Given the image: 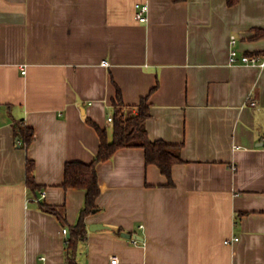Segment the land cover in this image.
<instances>
[{"label": "crops", "instance_id": "obj_1", "mask_svg": "<svg viewBox=\"0 0 264 264\" xmlns=\"http://www.w3.org/2000/svg\"><path fill=\"white\" fill-rule=\"evenodd\" d=\"M258 29L264 0H0V264H68L85 193L62 187L64 165L93 159L89 120L111 129L117 88L126 108L147 97L148 137L182 161L169 185L141 147L98 163L76 264H264V68L228 64L232 34L239 52L264 50ZM17 123L34 130L27 147Z\"/></svg>", "mask_w": 264, "mask_h": 264}, {"label": "trees", "instance_id": "obj_2", "mask_svg": "<svg viewBox=\"0 0 264 264\" xmlns=\"http://www.w3.org/2000/svg\"><path fill=\"white\" fill-rule=\"evenodd\" d=\"M226 1L228 5H233L238 0ZM256 35H264V29H258ZM112 105L114 106V122L111 129L102 128L89 120L99 138L98 149L93 159L90 162L70 160L64 165L62 187L82 189L85 193L84 206L80 211L79 218L76 224L70 227L65 240L68 264H76L78 245L86 235L84 217L96 208L95 200L100 192L96 169L98 163L111 158L114 152L120 148L141 147L144 150L145 162L155 164L166 177V185H169L172 184V166L182 161L180 144H172L161 139L151 140L148 137L146 120L150 117V105L147 97L142 98L138 105L126 108L122 105L120 91L117 88ZM16 138L17 140L21 139V144L27 147L34 138V130L24 124L17 123ZM25 170L26 183L35 192L38 186L34 178L32 159L27 158ZM40 208L56 215L60 221H64L63 206L48 205L42 202ZM63 224L65 223L63 222Z\"/></svg>", "mask_w": 264, "mask_h": 264}, {"label": "built area", "instance_id": "obj_3", "mask_svg": "<svg viewBox=\"0 0 264 264\" xmlns=\"http://www.w3.org/2000/svg\"><path fill=\"white\" fill-rule=\"evenodd\" d=\"M147 11H148V5L146 3H138L136 4V12L135 16L136 18L141 21L145 22L147 21ZM236 36L230 35L229 44V54H228V64L235 65V64H241V65H247V66H254L257 68H264V50L256 51V52H239L236 48ZM103 64H107L106 61H102ZM25 70H23L24 72ZM251 104L255 105V100H251ZM107 122L110 124H113L114 119L113 116L110 115L107 117ZM44 196V193H41L36 200H39ZM63 233L67 232V228H63ZM238 237H234L233 240H237ZM130 241L133 244H141L142 240L137 237H130ZM43 258V257H42ZM110 264H120V261L118 258L113 257L110 259Z\"/></svg>", "mask_w": 264, "mask_h": 264}, {"label": "water", "instance_id": "obj_4", "mask_svg": "<svg viewBox=\"0 0 264 264\" xmlns=\"http://www.w3.org/2000/svg\"><path fill=\"white\" fill-rule=\"evenodd\" d=\"M104 226L102 225V224H90V226H89V228L90 229H100V228H103ZM125 236H127V237H137V238H140V237H138L137 235H130V234H124Z\"/></svg>", "mask_w": 264, "mask_h": 264}]
</instances>
